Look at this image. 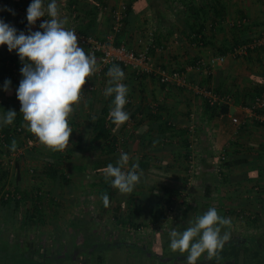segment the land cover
I'll return each mask as SVG.
<instances>
[{"label":"rangeland","instance_id":"1","mask_svg":"<svg viewBox=\"0 0 264 264\" xmlns=\"http://www.w3.org/2000/svg\"><path fill=\"white\" fill-rule=\"evenodd\" d=\"M59 1L60 5H64L65 0ZM109 1H112L114 7L118 6L121 2H126V0ZM224 1L227 7L224 21L221 22V28H218L215 33H213L211 30H208V43L191 45L187 41L174 38V40H171V42L167 43L168 50L166 53H164L162 56L153 54L156 67H162L164 64L167 68L166 70L168 71H171V69L178 65L186 66L188 69L189 67H193L191 70H188V75L191 81L190 87L172 86L177 87L179 94L183 97L187 98L189 95L192 98L199 97L202 107L205 104L204 97L202 94L197 93L194 88L207 87L216 89V87H214L215 81L211 82L208 80V78L212 75V72L214 73L217 68L224 66L228 61L241 68L243 66L242 63H246L248 65L252 64V67L255 65V63L251 58L252 53H247L244 55L238 54L237 56L229 55L226 61L221 65H216L211 70L212 72L210 74L208 69L205 70L204 67H196L199 66L202 61L207 62L210 57L219 54L220 51L218 50V47H221L223 43L229 41L233 37V34L238 36L248 35L252 39L254 37L258 38L260 35H262V32H264V0ZM30 2L31 0H0V9L10 8L15 12V15L10 13L7 23H10L18 29L21 23V21L18 19V12L26 11L25 9H27ZM79 2L83 3L84 0H79ZM4 11L5 10H0V17ZM164 14H166V11ZM166 16H169L170 20H172L174 23L177 22L172 13H169L168 15L166 14ZM244 19L245 22H242ZM237 21H241L242 26H239V30L237 29L238 31L235 32L236 29L234 28L235 26H233V24L237 25ZM141 23L142 24L139 26V31L133 35L126 34L123 38V41L128 44L129 48H132L136 51H141V49L147 45V41L149 42L150 38L149 32L154 28L152 20H149V22L148 20L145 22L142 21ZM31 30H40L38 21L36 25L32 26ZM108 30L109 29L106 28L102 33H95V35L104 39L108 34ZM24 32L27 34L28 28L24 30ZM256 51H259L257 55H259L258 57L260 58L261 68L263 69L264 44L258 50H253V52ZM14 54H16L14 51H8L6 45L0 46V55L4 59L9 55ZM226 55H228V53ZM194 58H197V62L199 61V63L197 64L196 62L197 65L192 66L189 62ZM168 61L171 62V65L167 63ZM0 67H4V70L6 71V74H3V76H5L3 78L8 79L10 76L8 73L10 66L7 63L5 64L4 61L0 60ZM257 67L259 68L260 65ZM16 74L17 76L22 77L20 70H17ZM109 79L110 77L103 75L100 77V79H95L91 74L89 78H86L85 82L96 85L98 91H100L99 94L104 95V90L108 86ZM122 82L126 84L129 89L127 99L129 98L130 102L127 101L124 108V110L129 113V119L123 123L124 126H122L123 124L119 125L117 130H113L116 136V144L114 152L111 156L118 161L121 154L127 153L129 155V163L126 168L123 169L124 171H128L132 164H137L139 160L144 159V154L147 155V153L149 154V157H151V160H153L154 165L157 167L155 170L151 169V171H141L142 175L140 180L144 179L142 180L143 185L140 184L138 186L137 184L131 193L123 194L116 189L112 196V200L108 204H105L100 195V191L104 187L103 183L105 181L103 180V177L105 176L101 177V175H96L94 170L91 167L89 168L87 162L92 163V161L95 159H100L104 155V151L107 150L106 144L103 139H95L93 134H91L88 136L89 139L87 142V146L89 148L87 147L80 149L76 145L78 133L83 132V130L86 128V124H90L93 121L92 117L90 118V116L94 115L93 111H96L97 109V106H93L89 103L87 100L88 95L86 94L82 100L78 101L73 106V112L70 114L69 121V127L73 132L69 137V142L66 143L63 148H50L40 143L38 139L27 142V139L24 137L25 133L20 132L18 134L19 142L16 143L15 150L17 151V155L11 158H8V156L5 155L3 158V166L9 170V175L5 184L6 189L16 188L21 192L29 191L34 196L37 194L41 196V215H43V222L35 221V223H31L26 228H24L23 225L21 227V223L24 218V211L28 206H30V203L28 202L27 207H23V209L17 214V219H15L16 223L14 224L15 229H19L20 231L25 230L27 232V242H24V248L33 244L34 247L49 249L48 255H51V257H48V259L44 262L42 261L43 258L40 256L36 257V259L39 261V264L85 263V261H88L86 257L91 255V250L82 242L84 240L87 241V239H90L94 243H101L104 241H110L111 243H114L115 241L116 245L120 240V242L125 243H148L150 241H154V251L160 252L162 255H168L169 251L171 250L169 247L170 243L164 244L162 247L161 243L170 238L169 234L171 231L179 227L182 214V211L180 212V210H182L189 203L194 204L196 198L194 196H190L187 193L191 185L189 182V157L187 156L185 158L186 154L183 151L189 152L190 155L197 153L195 149L199 142L195 143L193 138L187 137V133H185L186 138H183V135L178 131L182 128L178 119L176 122H174V128L169 132V135L166 133L161 135L155 142L154 146L145 144L144 141L141 143V135L139 137H137V135L142 133L140 130H144V79L143 84L140 83L139 80L132 76L131 71L127 70ZM150 82H152V85H154L156 81L150 80ZM174 90H176V88ZM84 92H86V90H84ZM8 93L13 95L15 93L14 97L11 96L13 101L6 97L9 96L7 94L3 95L4 97L2 100H9V102L12 103V105H14L17 110H20V102L16 97V92L12 85L10 86ZM94 93L97 94V90H95ZM140 98L143 99L141 104L138 102V99L140 100ZM1 104L0 117L4 115ZM140 119H142V122L138 124ZM257 128L259 129H256V131L253 132L254 136L251 138L253 142H262L260 147L262 150H264V126ZM28 133L30 132L28 131ZM188 138H191L189 140L192 142V144L189 141V145L187 147L186 144H184V139L187 140ZM221 140H225L224 143H220L219 141L212 142L214 147H219H215V152L217 155H219L220 152L223 153L225 149H228L227 144H230L228 143L229 141L226 140V137H222ZM157 145H159V147H157ZM232 145L233 144H230L231 147ZM67 154H69V156H67ZM259 159L264 162V156L260 157ZM49 162L57 166L61 172L67 175L69 183H65L61 180L55 181L53 178L45 174L44 169H46L45 167ZM85 162L87 163L86 167L83 166ZM78 165H82L84 168L82 170L77 169ZM224 168L226 169L230 167L226 166L225 164ZM198 172L199 174L201 173L200 168L198 169ZM223 173L226 174L227 171L224 170ZM235 179L236 177H232V180ZM261 180L264 183V178ZM164 184L173 187H181L182 190L180 193H185V197H182L181 194L174 197L175 204L173 205V208L170 209L171 213H169V218L164 220L162 224H159L151 219L149 215L150 206L152 204L151 200H143L142 193H145L149 190L153 191L152 193L154 194L163 195L164 191L162 185ZM150 185L151 187H149ZM225 190V188L221 189L222 192H225ZM236 191L237 190H235V192ZM219 195L221 197L222 193H219ZM52 199H54L55 202L51 201ZM214 199L215 205H217L219 209L221 206L217 201V197L215 196ZM180 200L183 202H180ZM263 202L264 195H258L257 198H255L254 204L247 202L245 206H240L238 205L237 201L233 202L229 209H233L234 211L239 210L241 213L245 211L249 213L251 211H259V213L261 212V219H258L259 222L255 224L248 223L247 226L249 228L248 231H246L244 229V224H247V219H245L247 216L244 215L243 218H240V212H238V217L233 216L234 218L232 219L230 217L228 218L231 221V227L233 229H237L238 231L242 229L243 231L247 232V234L254 233L259 227L264 228ZM140 205L142 208H144V211L134 220L135 224L141 223V227L139 229L128 223H121L115 219V216L118 214L123 219H126L130 209H133L134 207L137 208L138 206L140 208ZM77 212L81 214L77 215ZM78 218L86 220V225L81 230H73L76 227H71L70 222L74 221L73 219L77 220ZM12 221L14 220H12L8 210H3L0 208V228L1 233H3L1 234L2 236L4 233L8 234L10 231H12ZM65 233L69 234L66 235L65 239L68 240L69 237L72 239L75 238L76 241L79 242L76 248H72L70 250L71 252L75 251L74 260L66 258L65 250H67V248L64 250L59 246L60 244L58 241L59 239H62L63 236H65ZM260 237V242L263 244L264 248V241H262L264 240V234ZM5 242L7 241L4 240L1 243ZM62 243H64V241H62ZM11 246L15 252L18 251V248L15 249L16 247H14V245L11 244ZM66 246L69 247L70 244L66 243L65 247ZM115 251L116 252L112 250L109 251L110 256L112 255L111 257H115L113 259H118L119 257L117 255V250ZM122 251L125 252L124 257L119 261L122 264H161L158 262L155 263V259L153 260L146 258L144 260V257L141 259L139 257V253L135 249H131V247L124 248ZM262 251H264V249ZM262 256H264V254L260 253L258 258ZM111 260L112 259H110V261ZM115 261L116 262L112 264L118 263V260ZM11 262L14 264L17 263L16 259H13ZM163 264L173 263L171 262ZM200 264H203V261H200Z\"/></svg>","mask_w":264,"mask_h":264},{"label":"trees","instance_id":"2","mask_svg":"<svg viewBox=\"0 0 264 264\" xmlns=\"http://www.w3.org/2000/svg\"><path fill=\"white\" fill-rule=\"evenodd\" d=\"M147 2V11L150 12L151 20L153 21L154 28L152 29L151 34L149 35V42L147 41V44L149 46V52L150 54H155V47H161L160 56H162L164 53L168 50V44L169 40H174V38L181 39L183 41L189 42L191 45H198L206 44L208 43V30H211L213 33L217 31L218 28H221V22L224 21L225 15H226V4L224 0H126V17L124 18V24L123 28L121 29V32L118 33L114 39L115 45H121V43H125L123 41L124 36L127 35H133L134 32V25H135V16L138 15V13H142L145 10L139 9L137 7L138 3L141 2ZM49 2V0H45V5ZM108 0H84L83 3H80L79 0H65L64 5H60V1L57 0V5L59 9V14L61 18H64L67 20L66 27H68L71 23V16L72 14H76L75 18L73 19V22L75 23L76 29L82 33V34H95L97 25H98V14L104 10V7L107 8ZM20 4V3H19ZM115 7L113 6L111 10H113ZM63 10H66L67 15L63 13ZM110 10V11H111ZM166 11V14L172 13L173 16L176 18V23H174L172 20H170L169 16H166L164 14ZM10 12L4 11L3 14H1V17L7 22L9 20ZM47 16V14H46ZM48 17V16H47ZM50 18V17H48ZM246 18V17H245ZM111 19V14H110ZM237 25L234 28V31L237 32L239 29V26H242L241 21L236 22ZM28 28L26 17L21 21L18 30L24 31ZM111 28V27H110ZM238 29V30H237ZM109 32V31H108ZM171 38V39H170ZM252 39L248 35H241L238 36L236 34H233V37L222 44L221 47H218V50L220 51L219 54H227L234 51V49L238 46L247 44ZM227 43V44H226ZM128 46V44H126ZM129 47V46H128ZM261 48V45L259 47H256L253 50H258ZM253 50L248 49L249 54L253 53ZM257 52V51H256ZM259 53V51L257 52ZM2 55V54H1ZM0 55V60L4 61V63L8 64L10 69H8L9 78L4 79L3 74L5 75L6 71L4 70V67H0V86L4 84L5 80H11V85L13 88L16 89L19 86V82L22 79V77H19L15 74L13 71L14 69L20 70L22 67V64L16 54L9 55L5 59ZM174 59V58H173ZM176 60V59H175ZM197 58L191 59L190 64L192 66H195L198 64ZM197 62V64H196ZM171 65V62L168 61ZM97 64V63H96ZM118 65L124 73L127 70H130L126 67H124L122 64H114ZM96 66V65H95ZM113 65L108 66L102 73L103 76H107V72L110 67ZM169 67V66H168ZM172 67V66H171ZM163 69H167L166 66L163 64ZM187 68L186 66H176L171 70H179V71H185ZM131 71V70H130ZM170 71V70H169ZM132 76L139 80L140 83L143 84V79L146 77H150L152 79L157 77L153 73H136L135 71H131ZM209 77V76H208ZM95 79H97L94 76ZM210 78V77H209ZM208 80L210 81V79ZM158 80V79H157ZM93 84V83H92ZM163 88H165L167 85L164 83H160ZM216 92L221 93L219 88L215 89ZM5 92L3 90H0V97L3 96ZM264 94V75L260 76L258 79H255V84L253 87V92L249 93L248 97L251 101L254 100L255 97L263 95ZM108 101L102 106L101 112L99 116L93 119V121L83 130V132L78 133L76 145L78 148H87V142H88V136L93 134V137L95 139H103L107 150L104 151V155L100 159H95L92 161L91 167L94 170V173L96 175H101V177L105 176V169L108 164H113L114 166L117 163V160H115L114 157H112V153L114 152L115 144H116V136L114 131L117 130L118 126L113 124L111 119L109 118V112L111 110L112 100L113 97H108ZM2 99H0L1 101ZM205 100V99H204ZM234 100V99H233ZM206 102V101H205ZM2 103V104H1ZM2 110L4 111V115L6 114V111L8 110H15L17 112V115L11 125H6L0 127V135H2V140L4 143H0V151L4 152L5 155H9L11 152L16 150V143L19 142L18 134L20 132H24L25 138L27 139V142L35 141L37 138L32 134L28 133V129H26L25 121L23 120V114L20 113V110H17L12 103L9 102V100L4 99L0 102ZM206 106L208 111H211L210 113L212 115L217 114H226L228 112L229 105H217V106H210L206 102ZM162 107H157V111L154 113L150 110L148 107L147 109V116L149 119L153 121H160L162 120ZM258 113H264V110L257 111ZM3 115V116H4ZM2 116V117H3ZM140 119L138 121V124H140L142 121ZM258 125L264 126V122H257ZM163 125L166 127L163 132H166L167 130H170L173 128V125H171L168 120H166ZM124 126V124L122 125ZM161 127V125H159ZM20 129V130H19ZM114 130V131H113ZM149 130V128H148ZM162 133V132H161ZM87 134V135H86ZM163 134V133H162ZM24 138V139H25ZM13 141L15 142V147H12ZM26 141V140H25ZM141 143L144 141V132L141 134ZM186 146L188 147V141L185 140ZM22 144V143H21ZM60 152V151H59ZM61 153V152H60ZM69 156V154H67ZM189 157V152L186 153L185 158ZM242 159V158H241ZM246 159V160H244ZM242 160L247 161V158H244ZM239 159L237 160H228L226 161V166L230 167L236 162H242ZM139 165L138 171H148L151 168L148 167V164L144 162V159H141L137 162ZM44 169L45 174L49 177L53 178L55 181H63L65 183H69V179L66 174L61 172L57 166L54 164L46 165ZM82 170V169H80ZM151 171V170H150ZM263 172V173H262ZM9 175V170L5 167H0V208L3 210H8L9 215L12 217V231H10L8 234H5L2 236L1 234V228H0V261L1 264L3 261V264H14L13 259H16V262L18 264H39V261L36 259L37 256H40L43 258V262L50 258L51 255H48L47 248L42 247H34L32 245H28V247L24 248V242L26 243V234L27 232L25 230L20 231L19 229H15L14 224L16 223L17 214L23 209V207H27L28 202L30 203V206L27 207V209L24 211V218L21 223L26 228L31 223H35V221H41L43 222V215H41V196L40 195H33L29 191H20L16 188L6 189L5 184L7 181ZM259 176L264 178V169L261 171L259 169ZM104 183H103V189L100 191L101 198L105 195L108 197L107 204L112 200V196L114 194V189L110 181L107 180L105 177H103ZM225 179V174L222 173V180ZM144 180V179H142ZM141 183H138V186L141 184L143 185V181ZM197 182V181H196ZM194 182L190 185L188 189V194L192 196H197L198 200L194 204H187L181 211V221L180 225L176 231H183L189 226V221L194 220L195 217L198 215L203 214L206 212L209 208L215 207L218 211V214L220 215V209H218L217 205H215L214 200V181H211V184L204 183L205 185L200 186L199 183ZM151 187V185L149 186ZM163 187V195H158L152 193L153 191H146L145 193H142V199H149L151 200V206L149 210V215L151 219L159 224H162V222L166 219H168V210L173 208V205L175 204L174 197L179 196L181 193L182 188L181 187H173L168 185H162ZM264 187V183L262 185ZM13 191V193H12ZM6 194L8 196L6 197ZM17 194L20 195V198L17 197ZM51 201L55 202L54 199ZM119 211V210H118ZM144 211V208L139 206L133 209H130V212L126 219H123L122 217L118 215L115 216V219L117 221H120L121 223H128L132 225L133 227L139 229L141 227V223H134V220L142 214ZM180 211V212H181ZM231 213H233L235 216H237L239 213L234 211L233 209L230 210ZM255 212V213H254ZM252 215H255V217H251ZM221 217L227 218L228 215L225 212L224 215H220ZM249 224L250 223H257L259 222L258 219H261L259 211H251L250 215L246 217ZM74 221H71L70 226H75L76 228L73 230H81L86 225V220L78 218L73 219ZM84 221V222H83ZM82 223V224H81ZM20 226V225H19ZM18 226V227H19ZM223 231L230 232V240L224 245L223 249L219 250L218 253L213 256L211 259L208 258L207 254L202 255L199 260L197 261V264H200V261H203V264H264V256L258 258L260 256V253L264 254V251H262L263 244L261 241V235L264 234V228L259 227L254 233L250 234H241V232H237L236 229L231 228L230 226H227L226 228L222 229ZM66 235H69L65 233V236L62 237V239H59L58 243L60 244V248L64 249L66 252H71L70 250L75 248L79 242L76 241V239H72L69 237V239H65ZM71 236V235H70ZM7 241L5 243H1L3 241ZM64 241V243H62ZM121 241V240H120ZM116 245L115 241L114 243H111L110 241H104L101 243H94L90 239H87L82 241L85 246H87L91 250V255L86 257L88 261H85L83 264H112L116 262L115 260H118L117 264H122L119 261L121 258L124 257V251H122L124 248L131 247V249H135L139 253V257L142 259L144 257V260L147 258L149 259H155V263H173V264H186V256L187 253H180V252H173L172 250L169 251L167 254H161L160 252L154 251L155 243L154 241H150L148 243H138V242H120ZM264 241V240H262ZM16 247L18 251L15 252L13 248H11V244ZM70 244L69 247H65V245ZM170 243V238H168L165 242L161 243V247L164 244ZM72 244V245H71ZM5 245V246H3ZM117 250L118 259H113L115 257H111L109 251ZM106 251V252H105ZM85 255V254H84ZM66 258L74 260L75 257L72 255L66 253ZM110 259H112L110 261ZM3 260V261H2ZM145 262V261H144ZM163 262V263H162ZM16 263V264H17ZM81 263V262H80ZM154 264V263H152Z\"/></svg>","mask_w":264,"mask_h":264},{"label":"clouds","instance_id":"3","mask_svg":"<svg viewBox=\"0 0 264 264\" xmlns=\"http://www.w3.org/2000/svg\"><path fill=\"white\" fill-rule=\"evenodd\" d=\"M0 10L15 15L10 8ZM46 14L50 18L39 24L40 30L32 31V26ZM26 21L27 34L0 17V46L6 45L9 52L14 51L22 64L16 97L26 128L40 143L60 149L69 142L73 131L68 117L80 98L86 78L95 71L96 59L78 45L76 32L66 27L67 20L60 17L57 0H49L46 5L45 0H31ZM107 76L110 79L104 96L113 97L109 118L119 126L129 119V113L124 110L129 89L122 82L125 73L118 65L110 67ZM10 86L11 80H5L0 90L7 92ZM16 115L15 110L6 111L0 117V127L11 125ZM128 163L129 155L123 153L115 166L107 165L104 173L111 186L123 194L131 193L142 175L138 164L124 171ZM103 200L107 204V195ZM230 224L229 219L211 207L189 221L183 231H171L169 247L173 252L187 253L186 264H197L204 254L211 259L230 240V232H222Z\"/></svg>","mask_w":264,"mask_h":264},{"label":"crops","instance_id":"4","mask_svg":"<svg viewBox=\"0 0 264 264\" xmlns=\"http://www.w3.org/2000/svg\"><path fill=\"white\" fill-rule=\"evenodd\" d=\"M112 7L113 3L112 1H109L107 8L104 7V10L98 14V25L95 33L100 34L106 28L110 30L112 20L110 19V10ZM137 7L145 11L141 14L138 13V15L135 16L136 22L133 27L134 30H132L134 33L139 31V26L142 24V21L145 22L148 20L149 22V20H151L150 12L147 11L146 1L138 3ZM18 13L20 15L21 12L19 11ZM63 13L67 15L66 10H63ZM151 32L152 31H150L149 34H151ZM169 42H171V40H169ZM257 54V52H253L251 55L252 61L255 63L253 67L252 64L248 65L246 63H242L243 66L241 68L228 61L224 66L217 68L214 73L212 72L211 76L209 75L210 81H215L214 87L219 88L220 92L231 93L233 96L234 100L228 107V112L226 114L212 115L210 113L211 111H208L207 109L206 102L203 107L201 106L199 97L192 98L189 95L186 98L179 94L177 87L170 85L163 88L156 78L152 79L150 77H146L144 79V130H140L141 132L144 131V143L154 146L155 142L161 135L164 133L169 135V132L174 128V122L179 119L183 129L181 128L178 131L183 135V138L185 137V133H187V137L193 138L195 143L199 142L196 146L195 151H197V153L195 154L199 161L201 173H198L195 178V182L197 181L196 183H199L200 186H204V183H207L208 185L211 184V181H214L215 190L213 196L217 197V201L221 206L219 208L221 212L220 215H224L226 212L228 215L227 217H230L231 219L234 218L235 215L230 212V205L236 201L240 206H245L247 202L254 204L255 198H257V194L254 193L255 185H263L261 180L263 178L259 176V169H261V171L264 169V162H262L259 158L264 156V150L260 147L262 142L257 143L252 140L254 136L253 132H255L256 129H259L257 127H260L257 122L260 121L254 117L253 113H251L248 108L252 102L248 95L253 92L255 79L264 75V68H261L260 58ZM258 65H260L259 68L257 67ZM192 68L193 67H189L188 70H191ZM150 80H155V84L152 85ZM175 88L176 90H174ZM95 90H97V94L94 93ZM99 92L100 91H98L96 87L92 92L86 91L85 93L88 95L87 100L89 103L93 106H97L96 111H93L94 115L90 116V118L92 117L94 120L97 116H99L102 106L109 100L104 95L99 94ZM5 94L9 95L6 96L9 100L13 101L12 97H14L15 93L13 95L9 94L7 91ZM3 97L4 96L0 97V99ZM142 101L143 99H138L140 104ZM151 103H156L157 107H162V120L156 122L148 118L147 109ZM166 120L173 125V128L163 132L166 128L163 123ZM87 124L89 125V123ZM87 124L85 127L88 126ZM159 125H161V127H159ZM190 125H193V130L189 128ZM141 134L142 133L137 135V137ZM222 137H226V140L229 141L228 143L233 144L232 147L230 144H227L228 149L224 150L229 161L234 159L239 161V159L242 160L247 158V161H244L246 159L242 160L244 163L236 162L230 166V168H226L225 171H227L228 174H225L224 180H220L216 173H214V168L217 164L219 155L215 152V147L217 146L214 147L212 144L214 141L224 143L225 140H221ZM191 138H188L187 141L189 142V139ZM184 144L186 143L184 142ZM157 147H159V145H157ZM183 152L185 154L187 153L185 151ZM144 162L147 163L148 167L152 170L157 168L148 153L147 155L144 154ZM87 163L85 162L83 166L86 167V164L88 166H92V163ZM50 164L51 162L48 163V165ZM83 166L78 165L77 169H83ZM232 177H236V179L232 180ZM223 188L226 189L225 192L221 191ZM235 190H237V193ZM219 193H222L221 197ZM195 198L194 203L198 200L197 196H195ZM236 212L240 211L237 210ZM78 214L79 213L77 212V215ZM236 217H238V215ZM239 217H244L241 215V212ZM246 223L247 224H244V229L248 231L249 227L247 225L249 222L246 220ZM240 231L241 234H247V232L242 229ZM240 231L237 230V232Z\"/></svg>","mask_w":264,"mask_h":264},{"label":"built area","instance_id":"5","mask_svg":"<svg viewBox=\"0 0 264 264\" xmlns=\"http://www.w3.org/2000/svg\"><path fill=\"white\" fill-rule=\"evenodd\" d=\"M126 3L121 2L118 6H116L113 10L110 11L111 14V28L107 34V36L102 39L97 37L95 34H82L80 33L76 27L73 19L75 18V13L71 16V23L67 27L71 30H74L78 37V45L84 48L85 52L88 54H92L96 59L95 71L92 73L97 79H100L103 71L110 65L114 64H122L124 67L130 69L131 71H135L136 73H153L160 83H164L167 86L176 85V86H191V81L188 75V68L185 71L179 70H171L168 71L166 69L161 68L160 66L156 67L154 62V55L150 54L148 44L145 45L141 51H136L132 48H129L124 42L121 45H115L114 39L118 33L121 32L124 24V18L126 17ZM26 17V11L21 12L18 19L22 21ZM45 19H49L46 15L45 17L40 18L38 20V25ZM245 22V19L242 21ZM264 44V32L258 38H252V40L244 45L238 46L232 51L228 53L231 56H237L247 54L248 49H255L256 47L262 46ZM161 47H155V55H159L161 52ZM226 54H217L213 57H210L207 62L202 61L199 66L196 68L204 67V69H208L209 74L212 72L211 70L216 65H221L224 63L228 57ZM199 63V62H198ZM203 65V66H200ZM15 74L17 70H13ZM17 75V74H16ZM95 85L92 83H87L82 86V91L80 94V98L78 101L82 100L85 97L84 90L87 92H92L95 89ZM197 93L203 95L205 101L210 106L217 105H231L233 102V96L230 93H218L214 88L207 87H196L194 88ZM130 102V99H127ZM1 102V101H0ZM152 112L157 111V104L151 103L149 106ZM249 111L253 113L254 117L260 122H264V113H258L257 111L264 110V94L257 96L248 106ZM70 121V116L68 117V123ZM189 128L193 130V125H190ZM20 130V129H19ZM0 143H4L2 140V135H0ZM17 155V151L11 152L8 158L15 157ZM5 154L0 151V167H4L3 158ZM228 160V156L225 152L220 153L217 159V164L214 168V173L218 176V178L222 179V173L225 168L224 165ZM188 167L190 172L189 182L192 184L198 175V169L200 168L198 158L195 154L189 156L188 159ZM126 168V167H125ZM12 190V189H11ZM13 193V191H12ZM254 193L263 196L264 195V187L255 185ZM8 194H6V197ZM182 197H185V193L181 194ZM17 197L20 198V195L17 194ZM185 199V198H184ZM183 200V199H182ZM180 200V202H183ZM264 206V202H263ZM171 210H168V218ZM248 213V214H247ZM242 216H249L250 213L245 211L241 213ZM261 216V212H260ZM251 217H255V215H251Z\"/></svg>","mask_w":264,"mask_h":264},{"label":"flooded vegetation","instance_id":"6","mask_svg":"<svg viewBox=\"0 0 264 264\" xmlns=\"http://www.w3.org/2000/svg\"><path fill=\"white\" fill-rule=\"evenodd\" d=\"M76 248V247H75ZM66 253H68V254H70V255H72L73 257H74V254H75V251H72V252H66Z\"/></svg>","mask_w":264,"mask_h":264}]
</instances>
